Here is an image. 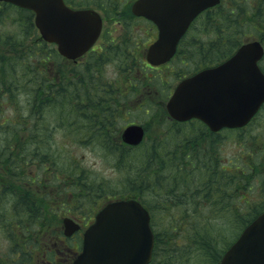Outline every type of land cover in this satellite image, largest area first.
Here are the masks:
<instances>
[{"label":"trees","instance_id":"trees-1","mask_svg":"<svg viewBox=\"0 0 264 264\" xmlns=\"http://www.w3.org/2000/svg\"><path fill=\"white\" fill-rule=\"evenodd\" d=\"M227 1L221 2L215 8L204 11L196 18V20L201 18L202 23L210 25L206 27L209 28L208 30L211 29L216 33L215 38L213 37L211 42L207 41L203 43L201 48H198L199 53L198 56L196 54L195 60L193 62H185L183 63L184 65H193L194 68H197L201 65L217 62L232 53L239 44L251 36V33L255 32L259 37L264 36L262 28L253 31L249 27L253 21L258 20L260 23V19H263V15L261 14L264 11V0H252V5L248 3V0ZM246 10L247 13L245 12ZM11 11L15 13L14 20H17L15 27H18V29L11 33H3L0 30V135L3 136L0 144V172L8 175V178L11 176L15 178L16 176L17 179L22 177L21 175L23 174H25V177H28L33 173L32 171L26 172V169L31 166L34 161L33 159L38 156L37 153L43 150L42 147L48 143L47 135L41 136V138L37 137L38 135L36 134L38 120L41 118L39 114L43 113L44 108L50 105H59L61 107L62 115L60 116V120L63 123L67 119L68 113L73 111L74 119L70 124L74 128L84 126L85 129H88V132H85H87L86 134L89 133L90 141L108 144L116 148L118 152L119 150L130 151L133 146L122 142L119 135L121 128H118V123L123 118V115L120 113V107L125 103V93H123V88L116 84L117 81H112L114 82L112 83L109 80H103V74L98 71L102 62L95 61L91 65V59L89 62L87 59L77 66L67 67L66 63L68 61L58 54L52 44L39 37L33 23L31 11L10 3L0 2V25L3 24V13ZM261 26L264 28V25ZM4 50H11V56L7 55ZM188 53L191 54L190 52ZM184 56L187 61L188 55L184 53ZM92 57L96 60L98 55H93ZM96 74H101V81H99ZM20 75L23 81L22 88H18V82L15 79L16 76ZM126 77L132 78V75H125L124 81H127ZM130 80L127 82H130ZM136 85L135 81L131 83L129 88L131 90L130 93L132 95H142L137 90ZM20 89H23L22 92H25V95L30 96V103L28 104L30 107L25 109V112H21L20 114L13 113L5 117L7 109L10 107L17 108L18 100L16 97ZM115 93L116 97L114 96ZM145 93L147 91H144ZM147 104H149L148 99ZM159 120L166 122L167 130L168 128L170 129L169 132H165L168 133L167 137L158 141L156 140L157 136H154L150 141L141 145L138 144L137 149L139 153L136 156L137 164L135 166L136 174H138L139 165H154L150 170L146 167L147 183L154 181L157 186L153 185L154 194H152V199H149L151 204H147L143 199L140 200L149 210L151 225L154 231L153 255L149 264H218L223 251L236 238L242 228L257 213L264 209V201L252 207H246L245 211L249 208L247 212H243L241 205H238L237 202L233 204V218L231 220H224L225 222L232 221L238 227L234 231V236L229 239H225V236L221 235L223 244L219 248H215L220 242L216 238L214 229V226L218 225V221L212 222V217L211 214L209 215L208 210L216 213L215 210H219L218 205H221L220 208L223 211L224 209L228 210L225 202L229 199H226V197L231 198L236 187L238 188L246 183L248 185L249 180L252 178V173H255V169L247 171L245 166H242L243 169L236 167L229 169L222 167L220 169L218 166L214 168L211 161L212 154L210 148H212V144L210 141H214L221 133L209 131L197 120L182 123L172 121L167 117L165 111L159 115ZM187 123H189L192 131L183 134L179 131L180 126L187 125ZM94 127L104 128L96 132L100 136L95 138L90 135ZM193 127H195V130H193ZM227 131L229 133V131L234 130L229 129ZM202 134L209 140L206 141V143L209 142L207 144L208 150L205 146H200L199 140L203 136ZM139 154L143 159L138 158ZM169 165L178 166L180 184L177 187L180 189L188 187L189 192H186V190L177 192V189L174 188L176 184L175 174L172 176V181H167L166 190L160 188L161 180L158 177V170L164 169ZM199 165L204 167L207 173L206 171H201V169L196 170L199 168ZM37 169L42 170L41 165H38ZM201 175L204 178H201ZM55 178L56 182H54V186L50 189L48 188V182H45L44 179H36L38 192L43 196V199H40V206L43 205L45 195L47 197H51L52 195L53 199L58 200L60 196L57 193L64 191V189L75 192L78 198L83 197L82 190L86 183L83 184V181H78L77 178L73 179L72 177L71 179L70 173L61 178L56 175ZM237 179L240 180L237 181ZM26 180L28 179L25 178ZM42 182L44 186H40ZM213 183H215V186H213ZM25 184V193L21 197V201L23 205L31 209L30 213H33L34 209H32V206L35 203L28 202L27 200V197L32 194L30 192L28 196V190L32 182L27 181ZM246 185L245 187H247ZM261 189L263 190L262 187ZM192 192L198 195V203H190L185 199V195ZM213 192L219 194L216 197L218 202H213ZM93 193V198L100 196L108 199L114 196L111 193L103 195L98 191L96 192V189H93ZM129 196L136 197V195H128L127 197ZM35 197L38 196L35 195ZM119 197L124 196L120 195ZM240 198L243 199L241 200L242 203H246L245 194H241ZM167 200L169 201L168 205L158 204L160 201ZM199 203L202 205H199ZM79 204L81 205L80 202ZM156 207L163 208V210L165 208L170 209L169 213L173 222L171 221V228L168 233V229L159 224L161 221L154 218L156 215L153 210ZM238 210L239 213L236 212ZM25 212L28 213L27 211ZM189 213H192V215L187 219V222L189 221L188 225L185 227L183 223L179 225V216L182 215L186 218L189 217ZM178 234L179 236L186 237V240L177 242L176 237ZM170 240L173 243L171 250L175 249L177 256L169 257L168 252L164 249V243ZM191 241H194V249L197 250L190 260H185V256L189 255L193 246Z\"/></svg>","mask_w":264,"mask_h":264},{"label":"rangeland","instance_id":"rangeland-1","mask_svg":"<svg viewBox=\"0 0 264 264\" xmlns=\"http://www.w3.org/2000/svg\"><path fill=\"white\" fill-rule=\"evenodd\" d=\"M108 1L121 9L118 12V16L115 13L114 17L109 19V23L111 24L109 28L113 27L110 29V33L111 36L116 37L114 40L116 43H107L102 50L99 49L96 51L97 54L95 52L92 53L87 61L89 62L91 59V65H93L95 61H101L102 65L98 68V71L103 74V80L105 79L111 82L117 81L116 84L123 88L121 89L123 90V93H125V103L120 107V113L123 115V120L121 119L118 123V128H123L129 123H138L144 128V136L140 145L150 141L154 136H157L156 140L160 141L167 137L168 133L165 132H169L170 130L169 128L168 130L166 128V122L159 120V115L163 114L165 111V101L168 98L170 91L179 78L191 73L192 70L204 66L201 65L194 68L193 65L188 66L179 62H193L196 54L198 56V48H201V45L207 41L211 42L213 37L215 38L216 33L211 29L208 30L209 28L206 26L210 25L208 23H202L201 18L194 21L185 34L176 57L169 62L168 65L161 67V70L149 69L143 64V62L121 61L118 56H122L121 51L123 52L125 49L120 48L119 46L118 34L123 30L122 26H120L119 20L121 19V14L128 10L129 5L133 0ZM226 1L227 0H222L223 3ZM248 3L252 5V0H248ZM245 12L247 13V10ZM14 15V11L3 13V24L0 25L1 32L11 33L18 29V27H15V22H17V20H14ZM261 15H263V19H260V23L256 20L249 26L253 31L261 28V30H264L261 26L264 25V11ZM142 27L144 33L145 31H148V28L145 25ZM132 29L136 36L143 35L141 25L134 22L132 23ZM128 31L129 29L127 28L124 33L128 35ZM145 34H148V32ZM149 35H151L150 39H152L154 37V31H149ZM257 38H259V35L253 32L248 40ZM148 41L149 40L144 41L140 46L139 53L141 56H143V51L146 49ZM4 51L7 55L12 53L11 50ZM182 52L188 55L187 61ZM93 55H98L96 60L92 57ZM214 63L215 62L210 64ZM66 65L67 67H73V64L68 62ZM145 73H147V76ZM128 74L132 75V78L126 77L127 81L131 79L130 82L124 81L125 75ZM96 75L99 78V81H101V74ZM15 79L18 82V88H22L23 81L21 75L16 76ZM133 81L137 83L136 88H138L137 90L139 93H142V95H132L130 93L131 90L129 88ZM22 91L23 89H20L19 93H17V108L10 107L7 109L5 117L13 113L20 114L30 107L28 106L30 103V96L27 94L25 95V92ZM144 91H147V93L144 94ZM114 96L116 97V93ZM147 99L148 103L151 105L147 104ZM61 115L62 111L59 105H50L43 110V113L39 114L41 118L38 120L37 135L38 137L47 135L48 143L42 147V151L37 153L38 156L33 159L34 161L31 166L27 167L26 172L32 171L33 173L31 175L25 177V174H23L21 175L22 177L17 179L16 176L15 178L14 176L8 178V175L0 172V264H43V251L46 249L44 243L49 238L54 237L53 239L55 240L58 234H60L63 229V215H73L80 220L82 218L85 219L89 215L92 216L94 211H96L100 205L110 199H107L106 197L93 198V189H96L103 195L108 193H111V195L114 194L113 198L119 197L120 195L124 197H127L128 195H136V198L140 200L143 199L147 204H151L149 199H152L154 186H156V184L154 181L147 183L146 167L150 170L154 165L146 166L141 164L138 166L139 173L136 174L135 166L137 164L136 156L139 153L137 149L138 146H133L130 151L119 150L118 152L116 148L108 144L90 141L91 138L89 137V133L86 134L88 129H85L84 126L74 128V126L70 124L74 119V114L72 112L68 113L67 119L64 120V123L60 120ZM196 124L198 123L196 122ZM40 126H42V128ZM181 126L179 131L183 134L192 131L189 123ZM101 128L104 129L103 127ZM102 129L94 127L90 135L93 138L98 137L100 135L96 132ZM193 130H195V127H193ZM227 132L228 131H222L220 136L215 138L214 141H210L212 144V148H210L212 154L211 161L214 168L218 166L220 169L222 167L224 169L235 167L243 169L242 166H245L247 171L255 169V173L253 172L251 175L252 178L249 180L250 185H246V183L245 185L247 187L242 185L238 188L235 185L236 188L234 189V194L231 198L226 197V199H229L225 202L228 210L224 209L223 211L222 208H220L221 205H218L219 210H215L216 213L208 210L209 215L211 214L212 222L215 220L218 221V225L214 226V229L216 238L220 243L217 244L215 248H219L223 244L221 235H224L225 239H229L235 234L234 231L238 226L233 224L232 221L225 222L224 220H231V218H233L232 207L235 202H237L238 205H241L243 212H247L249 211V208L245 211L246 207H252L253 205L264 201V113L259 115V117H255L245 128L229 131V133ZM202 135L203 136H201L199 140L200 146H205L207 149V144L209 142L206 143V141L209 140L204 134ZM1 138H3L2 135H0V144ZM138 158H142L140 157V154ZM38 165H41L42 170L37 169ZM180 167H182V165H180ZM198 167L196 170L201 169L203 172L206 171L204 167L200 165ZM178 170V166L170 165L164 169L158 170V177L161 180V189H167V181H172V176L175 174L176 184L174 188L177 189V192L182 190L189 192L187 189L188 187L183 189L177 187L179 184ZM67 173H70L71 179L72 177L73 179L77 178L78 181H83V184L86 183L82 190L83 197L78 198L75 192L64 189V191H59L57 193L60 196L58 200L53 199L54 197L52 195L51 197L45 195V199L42 203L43 205L40 206V199H43V196L38 192L37 180L44 179L45 182H48V188L50 189L54 186V182H56V175L61 178ZM200 177L204 178L202 175ZM25 178L28 180L25 181ZM239 180L240 179H237V181ZM27 181L32 182L28 190V196L30 195V192L32 194L27 197V200L28 202L35 203L34 206H32V209H34L33 213H30L31 209L24 206L21 201V197H23L25 193V182L27 183ZM69 182H71V180H69ZM232 182L234 181L232 180ZM214 184L215 183H213V186H215ZM40 186H44V183L42 182ZM242 188L243 190L241 191ZM191 194L187 193L185 195L186 199L190 203H198V195L193 192ZM241 194L246 195V203L241 202V200H243L240 198ZM35 195L38 197H35ZM218 195L219 194L213 192V202H218V199L216 198ZM93 200L95 201L93 202ZM96 200L98 201L96 202ZM168 203L169 201L167 200L163 202L160 201L158 204L168 205ZM199 205L202 204L199 203ZM169 210L168 208L163 210V208L158 207L153 210L156 215L154 218L160 220L161 222L159 224L167 228L168 232L171 228L172 221ZM236 212L239 213V210ZM191 215L192 213H189V217L186 218L182 215V217L179 216V225L183 223L184 227L187 226L189 222H187V219H189ZM176 227L178 228L177 225ZM158 232L160 231L158 230ZM181 240H186V237L179 236L178 234L176 241L180 242ZM52 241V239L49 240L48 244ZM191 242L193 243V246L191 247L192 249L189 252V255L185 256V260H190V258L196 253L197 249H194V241ZM172 246L173 243L171 240L164 243V249L168 252L169 257L177 256L175 249L171 250ZM57 248L60 249L59 251H62L60 245H58ZM47 250L48 248L46 251ZM58 256H60V254H58Z\"/></svg>","mask_w":264,"mask_h":264},{"label":"water","instance_id":"water-1","mask_svg":"<svg viewBox=\"0 0 264 264\" xmlns=\"http://www.w3.org/2000/svg\"><path fill=\"white\" fill-rule=\"evenodd\" d=\"M4 1L32 10L41 38L55 42L58 51L69 58L85 52L101 27L98 13L73 10L63 0ZM218 2L136 0L133 12L148 17L158 27V37L147 51L150 64L167 61L191 20ZM262 54L259 41H248L221 63L181 79L166 102L169 115L176 120L199 118L212 130L244 125L264 101V74L257 66ZM143 134L141 125L129 124L121 136L124 142L135 145ZM63 222L68 233L73 225L67 218ZM153 244L148 211L137 199H116L97 211L84 232L82 250L71 264H148ZM218 264H264V211L242 229Z\"/></svg>","mask_w":264,"mask_h":264},{"label":"flooded vegetation","instance_id":"flooded-vegetation-1","mask_svg":"<svg viewBox=\"0 0 264 264\" xmlns=\"http://www.w3.org/2000/svg\"><path fill=\"white\" fill-rule=\"evenodd\" d=\"M69 6L72 7H92L95 9H98L103 17V21L105 20V25L103 26L101 33L95 42V44L92 47V51H98L99 49L102 50V48L107 44H115L114 42L115 38L114 36H111L109 26L111 25L109 23V19H112L114 17L115 13L118 16L120 8H117L112 2L108 0H64ZM132 3V2H131ZM130 3V4H131ZM130 6V5H129ZM111 10H113L111 12ZM123 10V9H122ZM120 26H122L123 30L120 34H118V41L120 48L125 49V53H122V56H118V58L121 61H127V62H147L146 58V49L149 43H151L157 36V29L156 26L148 19L144 18L143 16L134 15L131 13L130 8H128L127 11H124L121 14V19L119 20ZM137 23L142 26H146L148 28V34L144 33L143 29V35L142 36H136L134 32L132 31V23ZM129 29L128 35H126L124 32L126 29ZM149 31H154V37L152 39L151 35H149ZM184 37V36H183ZM183 37L179 41L178 48L180 49L181 42L183 41ZM146 40H149L146 49L143 51V56L140 55V46L142 43ZM177 48V50H178ZM175 55L173 56V58ZM79 60V59H78ZM264 55L261 57L259 63V67L264 71ZM184 63V62H183ZM264 113V103L261 104L257 112L255 113L254 117H259V115H262ZM226 128L221 129L217 132L225 131ZM74 221L78 222L80 225V228L73 232L69 236L62 235V231L60 234H58L57 238L54 240L53 238H49L45 243L44 247L46 249L43 251V264H70L73 258L77 255V253L80 251L81 247V240H82V229L84 225L87 223L90 216L86 217L85 219H79L76 216L71 215L70 216ZM86 220V221H85ZM53 240L48 244L49 240ZM70 243V244H69ZM60 245V248L62 251H59L60 249L57 248V246ZM60 254V256H58ZM40 263V262H39Z\"/></svg>","mask_w":264,"mask_h":264},{"label":"bare ground","instance_id":"bare-ground-1","mask_svg":"<svg viewBox=\"0 0 264 264\" xmlns=\"http://www.w3.org/2000/svg\"><path fill=\"white\" fill-rule=\"evenodd\" d=\"M23 39V38H22ZM21 40V39H20ZM16 44V43H15ZM225 51V50H224ZM223 51V52H224ZM11 56V55H10ZM207 57V56H206ZM215 57V56H214ZM2 71V70H1ZM84 83V82H83ZM85 89V88H84ZM68 101V100H67ZM103 102V101H102ZM104 103V102H103ZM68 104V103H67ZM105 104H106V102H105ZM66 108V107H65ZM45 109V108H44ZM60 110V109H59ZM62 111V110H61ZM71 112H73V111H71ZM106 112V111H105ZM38 115V114H37ZM43 115V114H42ZM54 119V118H53ZM36 122V121H35ZM140 123V122H139ZM40 124V123H39ZM67 124V123H66ZM65 124V125H66ZM11 125V124H10ZM37 125V124H36ZM41 127V126H40ZM45 130V129H44ZM41 131V130H40ZM40 133V132H39ZM37 134V133H36ZM38 137V136H37ZM42 140V139H41ZM26 141V140H25ZM145 141V140H144ZM30 142V141H29ZM40 142V141H39ZM42 142V141H41ZM36 144V143H35ZM38 144V143H37ZM26 147V146H25ZM4 150V149H3ZM2 153V152H1ZM120 154V153H119ZM40 155V154H39ZM116 156V155H115ZM118 157V156H117ZM202 159V158H201ZM151 161V160H150ZM106 163V162H105ZM44 164V163H43ZM110 165V164H109ZM12 168V167H11ZM79 168V167H78ZM9 170V169H8ZM85 170V169H84ZM90 170V169H89ZM207 171V170H206ZM202 173V172H201ZM52 175V174H51ZM27 179V178H26ZM6 183V182H5ZM97 184V183H96ZM99 184V183H98ZM180 184V183H179ZM191 185V184H190ZM103 187V186H102ZM101 187V188H102ZM1 188V187H0ZM15 189V188H14ZM97 191V190H96ZM8 192V191H7ZM191 192V191H190ZM199 194V193H198ZM192 195V194H191ZM4 196V195H3ZM98 197V196H97ZM96 197V198H97ZM100 197V196H99ZM98 197V198H99ZM189 197V196H188ZM174 199V198H173ZM186 199V198H185ZM91 200V199H90ZM193 201V200H192ZM180 202V201H179ZM153 203V202H152ZM29 205V204H28ZM25 206V205H24ZM189 206V205H188ZM173 217V216H172ZM178 218V217H177ZM172 223V222H171ZM166 225V224H165ZM158 228V227H157ZM168 232V231H167ZM166 237V236H165ZM70 244V243H69ZM19 248V247H18Z\"/></svg>","mask_w":264,"mask_h":264}]
</instances>
